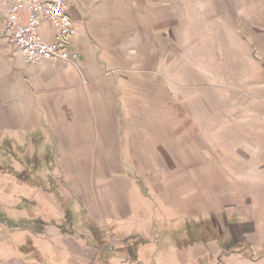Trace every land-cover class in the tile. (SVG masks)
Instances as JSON below:
<instances>
[{"label":"crops","instance_id":"obj_1","mask_svg":"<svg viewBox=\"0 0 264 264\" xmlns=\"http://www.w3.org/2000/svg\"><path fill=\"white\" fill-rule=\"evenodd\" d=\"M65 3L76 29L65 41L70 63L17 61L5 69L0 61L8 85H0V167L10 162L17 175L24 160L44 165L35 173L32 194H18L32 199L6 201L0 185V242L1 228L8 227L4 221L13 216L23 225H14L19 230L12 236L34 246L32 264H264V168L240 171L238 178L247 182L239 186L254 192H245L227 212L216 208L211 191L216 179L230 188L229 172L205 164L206 172H189L192 182L182 192L180 173L161 178L143 171L133 147L144 146L148 157L153 129L118 117L133 98L142 97L138 92H147V83L132 87L131 68L126 76L116 54L99 44V19L83 0ZM2 30L0 22L5 41ZM38 33L46 42L55 39L48 21L40 23ZM173 143L180 149L179 140ZM188 156L194 166L198 157L194 151ZM260 159L264 162V155ZM28 170L19 177L30 180ZM6 178L0 171V181ZM153 179H162L160 192ZM247 196L254 209L247 207Z\"/></svg>","mask_w":264,"mask_h":264},{"label":"rangeland","instance_id":"obj_2","mask_svg":"<svg viewBox=\"0 0 264 264\" xmlns=\"http://www.w3.org/2000/svg\"><path fill=\"white\" fill-rule=\"evenodd\" d=\"M83 2L99 19L97 31L103 36L99 44L110 48L111 56L116 54L126 76L131 68V86L138 88L141 81L147 83V92H138L142 97L133 98L131 106L123 108L118 117L119 122L146 124L153 129L148 132V157L144 146L133 147L136 164L161 178L180 173L185 188L182 192H187L192 182L190 171L206 172V165L212 164L214 171L229 172L231 178L230 188L221 179L214 181L211 193L216 208L226 212L236 208L245 192H254L239 186L247 182L238 178L240 171L264 168V162L260 163L264 155V0ZM1 59L5 69L11 62H24L19 51L0 37ZM4 78L0 74V85L4 82L7 88ZM177 140L181 142L180 149L173 143ZM193 151L194 158L198 157L194 166L188 160ZM201 158L209 160L202 164ZM8 164V168L0 167L7 176L0 181L5 193L2 198L18 203L32 199V195L18 194H32L38 182L35 173L44 165L24 160L17 176L12 163ZM25 168L29 169L30 180L19 177ZM152 182L160 192L162 179ZM188 197L182 194L185 202ZM247 199V207L254 209L253 198ZM219 218L223 219V213ZM4 223L8 227L1 228L4 239L0 242V264H32V255L25 253L27 241L19 235L12 236L19 230L14 225H23L21 221L14 223L10 216ZM253 233L252 228L250 235ZM87 263L93 264L91 260Z\"/></svg>","mask_w":264,"mask_h":264},{"label":"built area","instance_id":"obj_3","mask_svg":"<svg viewBox=\"0 0 264 264\" xmlns=\"http://www.w3.org/2000/svg\"><path fill=\"white\" fill-rule=\"evenodd\" d=\"M43 21L55 29L52 42L44 41L38 33ZM0 22L5 41L19 51L24 62L71 61L65 41L76 34V29L65 0H0Z\"/></svg>","mask_w":264,"mask_h":264},{"label":"trees","instance_id":"obj_4","mask_svg":"<svg viewBox=\"0 0 264 264\" xmlns=\"http://www.w3.org/2000/svg\"><path fill=\"white\" fill-rule=\"evenodd\" d=\"M32 227V226H31ZM27 230H31L32 231V228L30 227H25ZM26 244L24 245V247H27V249H25V253H28L26 255H32V252L34 251V246L32 245V241L30 240H26Z\"/></svg>","mask_w":264,"mask_h":264}]
</instances>
